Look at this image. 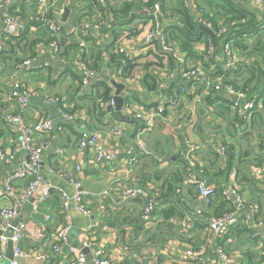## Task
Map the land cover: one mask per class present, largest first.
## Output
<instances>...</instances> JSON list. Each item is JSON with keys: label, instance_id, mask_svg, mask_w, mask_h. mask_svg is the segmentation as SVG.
<instances>
[{"label": "crops", "instance_id": "0c3cea01", "mask_svg": "<svg viewBox=\"0 0 264 264\" xmlns=\"http://www.w3.org/2000/svg\"><path fill=\"white\" fill-rule=\"evenodd\" d=\"M174 1L164 0L168 16L172 9L178 7ZM185 1L188 0L184 2L180 0V4H186ZM50 2L52 7L45 8L44 12L39 8L36 0H13L11 4L10 12L26 22L27 28L21 39L10 38L6 41L0 75V103L7 110L21 113L28 122L35 121L45 111L53 116L55 129L52 134L37 136L34 144L47 143L43 153L42 170L54 184L62 186L68 192L73 191L62 177L55 172H49L50 169H63L75 175L80 179L83 188L94 193L104 190L110 182L116 185L115 179H119L123 185L137 188H144L146 183L152 182L159 194L155 204V212L158 216L161 209L169 205H177L179 215L170 217L164 222L160 215L162 222L148 228L141 219L139 201L123 202L119 199L120 194L117 191L111 192L103 201L90 198L87 200L90 210L88 216L72 211L68 241L59 252L51 254L47 261L31 257L20 258L19 264H63L69 258V246H73V243L77 241L82 244L85 227L91 224L94 225V233L101 243L106 246H111L114 241L136 243L141 246L140 255L152 258L151 264H182L179 256L187 247L202 248L203 260L206 264H215L217 241L206 243L208 235L206 223L210 216L219 212L223 213L226 211L223 208H229L233 202L228 198L231 202L229 204L225 201L226 198L217 197L211 206H207L208 203L204 202L196 190L193 177L220 185L224 193L222 183L225 182L230 189L244 196L247 207H244V202L239 203L242 207L233 204L237 213L241 210L245 213L240 223L252 228L255 236L263 237L264 225L257 228L251 227L254 222L264 220V181L251 175V169L255 166L252 163L255 161L264 163L263 50L255 51L247 56L241 49L234 48L235 43L232 44L239 63L238 67L228 75L229 80L242 85L244 78L249 77L248 68L254 61L259 64L261 70L259 81L252 82L253 85L249 84L250 89L252 86L256 88L253 92L256 105L247 114L240 115L234 107V97L214 90L212 85L208 86L204 80H196L194 77L183 78L177 70L180 66L188 69L200 65L204 74L213 83L216 69L222 66L221 45L206 46L207 43L202 37L199 42L194 43L196 53L187 54V57L174 43L167 42L172 52L163 51L158 39L153 41L151 47L144 45L145 34L158 22L157 18L150 17L152 7H146L148 0H50ZM127 3L134 4L132 5L134 14L130 13L121 19L115 18L114 14L116 12L118 14ZM244 5L256 15V21L262 22L263 26L264 7H257L246 2ZM66 6L70 8V13L66 27L61 26L62 31L74 29L77 31L69 39L61 38L60 52L63 54L60 57L50 52L46 24L36 18L42 12L46 19L58 21ZM118 15L123 16L122 13ZM160 16L165 20V24L169 20L177 21L164 17L162 12ZM85 24H90L91 29L81 35L79 30ZM197 24L194 25V31ZM125 36L130 37V43L127 45L128 56L117 51ZM257 38L261 39L264 45V28L247 37L244 42L251 44ZM72 43L75 46L67 48V44ZM164 53L166 55H163ZM174 54L180 58V62L176 61ZM31 56H37L45 70L17 69L16 65L22 59ZM114 56L121 57L119 62L123 64L128 62L132 65L129 70L125 68L126 75H123V66L116 63ZM80 60H85L89 67L99 74L98 78H90V85L82 94L78 92L82 77L79 68ZM116 69L122 71V77L120 81H117L124 85L121 93L124 103L131 104L136 110L148 108L149 105H155L158 102L156 86L151 88L152 83L148 80L152 76L155 85L162 82L165 94L175 99L176 103L168 108V112L163 116L156 117L152 128L142 135L148 152L139 155L130 173L126 155L122 150L134 145L138 121L132 116H129L130 119L127 121H120L114 116L113 109L109 112L102 111L98 103L102 98L97 96V93L102 92L104 88L108 89L110 98L113 96L115 88L110 80ZM106 76L108 79L105 78ZM102 79L105 82L104 86L96 90V84ZM181 87L185 89L184 93ZM23 91L34 92L26 106H22L19 100ZM51 95L62 99L68 110L77 113L76 117L69 121L59 118L55 108L44 103V99ZM115 121L123 124L121 138L108 134L109 126ZM85 129L100 131L112 147L119 144L118 159L111 163L100 164L95 159L93 150L78 148L77 137L79 132ZM18 140V132L9 127L0 117V148L12 149ZM218 144L226 146V160L220 157ZM228 152H232V155L226 165ZM190 161L193 164L190 165ZM75 164L81 166V171L75 169ZM7 170L8 167L0 163V180ZM204 170L216 176L222 173V176H206ZM244 172L255 180L253 186L245 181L238 182V177H241ZM18 186L24 187L25 184L19 182ZM167 186H173L175 192L176 188L180 189L178 198L174 196L173 191L162 197ZM223 201V206H220ZM5 203H7L6 200H0V205ZM59 204L58 194L52 192L51 198L41 203L36 212H33L30 203L25 204L21 219L43 225L46 233L50 234L54 225L63 221ZM101 204L106 206L105 211L100 210ZM46 213L51 215V221H45ZM255 214L258 216L256 217ZM150 233H155V238L151 241L145 240ZM232 236L229 234L226 242L231 241L227 244L230 249H237L230 252L234 264H254V260L246 262L240 254L245 248L260 250L263 243L259 240L256 244L244 245L241 243L242 237L236 235L232 238ZM20 245L27 250L35 247L27 238L22 239ZM36 245L49 252V244L36 243ZM7 249L8 240L4 244L5 255ZM93 249L88 248V253L91 254ZM131 258L135 261L134 257ZM9 260L10 258L5 256L0 264H9Z\"/></svg>", "mask_w": 264, "mask_h": 264}, {"label": "built area", "instance_id": "2783aa9c", "mask_svg": "<svg viewBox=\"0 0 264 264\" xmlns=\"http://www.w3.org/2000/svg\"><path fill=\"white\" fill-rule=\"evenodd\" d=\"M246 3H250L257 7H264V0H243ZM13 0H0V75L2 68V56L6 48V41L10 38L21 39L26 33V22L19 17H16L10 12V7ZM39 8L44 12L45 8L52 7L50 0H36ZM188 12L197 23L210 28L215 36H221L224 32L222 26L214 29L212 23L208 21L203 13L204 11L197 8L192 1L190 4H186ZM153 17L158 18L161 15V8L158 2H154L150 9ZM41 12L40 16L36 19L44 21L46 28L51 38L48 42L49 50L52 54L58 55L61 51V38H71L72 34L76 33L74 30L62 31L61 26L57 23L56 19H46ZM44 16V17H43ZM91 29L90 24H85L79 30L81 35L86 34ZM162 29L158 28L157 24L150 28L143 38V43L146 47L153 46V41L160 37L161 48L163 51H171V46L166 42V38L162 34ZM130 43V37L125 36L121 40V45L118 46L117 51L129 55L127 45ZM222 49V66L221 73L214 77V82L211 83L210 79L204 74L203 68L198 65L193 68L177 69L183 78L194 77L196 80H204L208 86H211L216 91H221L226 96L234 97V107L236 112L240 115L247 114L252 110L256 103L254 97L248 98L246 92L234 88L231 84L224 83V77L227 72L238 67V58L236 52L232 47V42H223ZM176 61L180 62V58L175 55ZM18 70L23 68H45L42 62L37 56L27 57L21 60L16 65ZM79 68L81 72V79L78 85V92L85 93L90 85V78H98V72L89 67L85 62L79 61ZM122 77L121 69H116L112 75V80L118 82ZM118 80V81H117ZM131 81V79H127ZM156 96L158 102L155 105H149L148 108L142 110H136L131 104L125 102L122 106V112L128 116L134 117L138 121V125L135 129L136 139L134 145L122 150L126 155V163L128 166V172L132 171L134 165L138 161L140 154L147 153L146 143L143 140L142 135L152 128L154 125V119L156 117L163 116L168 112V108L176 105L175 99L169 98L164 94V84L162 82L157 84ZM34 92L23 91L22 96L19 98L22 106L28 104V99ZM17 96V95H16ZM15 96V98H16ZM10 97L12 95L10 94ZM44 103L47 106L55 108L56 114L62 120H72L76 117L75 111H70L64 105L62 99L56 95H51L44 99ZM99 107L102 111H108L113 109L112 97L106 100L100 99ZM0 117L11 128H14L19 134V140L16 142L12 149L0 148V163L8 167L4 177L0 180V200H6L7 203L0 205V262L5 257L4 244L7 240L12 242V258L9 260V264H19L20 258H36L41 261H47L49 256L56 254L60 251L63 245L67 244L68 231L70 229L69 221L71 219L72 211L82 216H88L90 210L87 206V200L90 198H96L99 201H103L111 192L117 191L119 199L123 202L133 200L134 198H142L141 204V219L150 228L157 225L160 222L158 214L155 212L156 198L159 195L155 190L152 182L146 183L144 188L130 187L123 185L119 182V179H115L116 185L110 182L108 186L98 192H90L83 188L82 183L78 177L73 174H69L63 169L53 170L49 172H55L62 177L65 182L73 188L72 192H68L62 186L54 184L49 177L42 170L43 153L47 147V143L40 145L34 144V139L40 135L50 136L55 129V123L53 116L49 112L45 111L40 114L33 122H28L24 119L21 113L7 110L4 105L0 103ZM123 124L120 121H115L109 126V135H113L117 138H121L123 135ZM76 145L80 149L93 150L95 159L100 164L111 163L118 159L120 152V145L110 146L106 142V137L98 130L85 129L79 132L76 140ZM218 153L220 157L226 160L227 150L224 144H218ZM18 161L16 163V158ZM161 160V158H160ZM193 164L192 161L189 162ZM75 169L81 171V166L75 164ZM251 175L259 180L264 181V165L253 166L251 169ZM24 183V187L18 186V183ZM193 182L196 185V190L199 196L205 203H209L215 197L217 185L215 183H208L202 178L193 177ZM237 197L238 203L245 201L244 196L239 195L235 190L231 189ZM52 192L58 194L60 199L59 210L63 216V221L54 225V228L50 234L46 233L45 228L41 224H35L31 221H24L21 219L23 207L25 204L30 203L33 212H36L39 205L51 198ZM176 193H180V189L176 188ZM100 210L105 211L106 206L104 204L99 205ZM45 221H51V215L46 213L44 215ZM237 221V211H224L221 215L210 216L207 220V239L206 243L210 244L214 241L227 240L231 227ZM264 220H258L254 222L251 227L257 228L263 226ZM84 232V239L82 245L87 248H94L90 254V260L92 264H120L128 255L135 258L137 264H151V259L144 255H140L139 252L131 251L130 244L124 242H112L111 246H106L101 243L95 233L94 225H87ZM257 230V229H256ZM10 231V235L7 236L4 233ZM227 235V236H226ZM226 236V237H225ZM29 239L35 247L27 250L23 249L20 245L22 239ZM49 244V252L44 251L36 245ZM69 258L63 264H85L86 254L79 248L69 246L68 249ZM215 264H234L233 259L226 253V251L215 244ZM179 260L183 263L197 262L206 264L203 260L202 248H185L180 256Z\"/></svg>", "mask_w": 264, "mask_h": 264}, {"label": "trees", "instance_id": "16d2710c", "mask_svg": "<svg viewBox=\"0 0 264 264\" xmlns=\"http://www.w3.org/2000/svg\"><path fill=\"white\" fill-rule=\"evenodd\" d=\"M157 1L160 4L161 12H162V15L164 17L173 18V19L177 20V22H179L180 24L183 25V27H181L179 24H176V23L173 24V23L169 22L163 26L162 34L166 38V42H169L170 44L174 43V45L179 47L181 49V51L186 54V57H187V54L189 55V54L196 53V50L194 48V43L199 42L200 39L203 37L204 41H206V43H207L206 46L212 45V46L217 47L219 45H222L223 42L231 41L232 44L235 43L234 48L236 50L241 49L243 54H246L247 56H249L251 53H253L255 51L261 52L263 50L262 63L264 64V45H263V42L261 41V39L257 38L251 44H246L244 42V40L247 37H250L255 32H258L259 30L263 29L264 24L262 26V22L258 23L256 21V15H254L252 11L246 9V6L244 5L243 0H192L194 2V5L197 8H200L204 11V13H203L204 17L212 23V26L214 29H217L220 26L223 27L224 32L222 33V35L218 36V37L215 36L214 38L208 36L207 34H205L203 32H199L196 36L190 34V33L194 32V27H195L194 25H195V23H197V21L193 18V16H191L189 14L186 4H184V3L180 4V0H177V4H176V6H178L177 9H174V10L172 9L171 12L169 13L170 14L169 16L167 15V9L165 7L164 0H148L146 7L151 8L153 6L154 2H157ZM182 1L184 2V0H182ZM132 5H134V4H132V3L131 4H129V3L125 4L124 7L119 11V13H122L123 16H119L118 15L119 13L117 14V12H116L114 14V17L117 19H121V17H124L130 13L134 14L132 11L133 10ZM101 7L102 6H100V8ZM101 10H102V8H101ZM150 17H151V19L153 18L152 15H150ZM61 29L63 30L62 27H61ZM232 38L233 39L235 38V40H232ZM50 39L51 38L49 37V40ZM62 41L65 42L63 39H62ZM72 46H75V45L73 43L67 44V48H71ZM62 54H63V52H59L58 56L61 57ZM163 55H166V53H164ZM98 57H99V55H98ZM169 59H171V58L169 57ZM114 60H116L117 64H121L123 66V68H122L124 70L123 75H126L125 74L126 69L127 70L131 69L132 65L130 63L125 62L123 64V62H119V60H121L120 56H114ZM80 61H82V60H80ZM83 62L86 63L85 60H83ZM231 71L232 70L228 71L226 76L224 77V83L231 84L234 88L245 91L246 96L248 98L254 97L253 92L256 90V88L252 86L250 89L249 84L253 85L255 82L259 81V77L261 75V70H260L259 64L254 61L253 64L251 66H249L248 73L250 75H249V77L244 78V82L242 85H237L233 80H231V79L229 80L228 75L231 73ZM237 72L239 74V71H237ZM220 73H221V68L219 66L216 69V75L220 74ZM145 79L147 81V75L145 76ZM148 80L152 83L151 88H154L155 86L157 88V85H155V81H154L153 76H152V78H148ZM252 82H254V83H252ZM104 84H105L104 80L103 79L100 80L96 84V86H97L96 90H99V87H101L102 85L104 86ZM181 90L183 93L185 92V89L183 87H181ZM164 94H165V91H164ZM165 95L169 96L168 94H165ZM97 96L99 98H102L103 100L110 98V94H109V91L107 88H104L102 92H98ZM263 143H264V140L262 141V147H264ZM231 155H232V152H228V159H227L226 165H228V160L231 158ZM238 159H240V158H238ZM252 164L255 166L264 165V163L261 161H255ZM203 172L205 173L206 176L207 175L216 176L215 174L209 173L205 170ZM218 176H222V173L217 175L216 177H218ZM237 180H238V182L245 181L246 183H248L251 186H253V182H255V180L251 176H248V174H246V172H244L241 177H238ZM162 188L164 190V187H162ZM172 191L174 193V196L177 197L178 193L175 192V189L173 188V186H167L166 192L164 190L162 197L167 196V194L169 192H172ZM217 197L218 198H220V197L226 198L225 201L226 202L228 201L229 204L231 203L219 185L216 188L215 197L212 200H210V202L207 204V206H211ZM133 200H137L142 204V198H140V197L134 198ZM176 201L178 202V199H176ZM223 204H224V201L221 203L220 206H223ZM243 205H244V207H247V204L245 202L243 203ZM223 209H225L226 211H231V210H235L236 207L233 204H231V206H229V208L224 207ZM177 210H178L177 205H169L165 208H162L160 211V215L162 216V221L164 222L165 220H167L170 217L178 216L179 213L177 212ZM243 212L244 211L241 210L240 212L237 213V215H238L237 221L231 227L229 234L233 235L232 238H234L236 235L239 237H242L241 243H244V245H246L248 243L256 244L257 241L260 240L263 243V246L261 247L260 250H250L249 248H245V249H243V251L241 252L240 255L242 256V258L246 262L247 261L252 262L254 260V264H264V254H263V252H264V235H263V237L259 238V237L255 236L256 234L255 235L253 234V233H255V231H253L252 228L250 229L248 226L245 227L246 226L245 224L240 223V220L243 219L245 216V213H243ZM221 214L222 213L219 212V214H216L214 216H218ZM255 216L257 217L258 215L255 214ZM162 221H160L159 223H161ZM239 223L243 227H241V225ZM229 234L227 233L228 237H229ZM155 236H156L155 233H152V234L150 233V235L147 236V238L145 240L151 241L155 238ZM229 242H231V241L226 242L223 239V240L217 242V246L223 248L226 251V253L230 256V255H232L230 252L237 251V249L236 248L230 249L227 245ZM128 244H130L129 246H130L131 251L140 252V249H141L140 245H138L136 243H128ZM244 260H242V261H244ZM120 264H136V262L131 258V256L128 255L123 261L120 262ZM182 264H202V263L189 261V262L182 263Z\"/></svg>", "mask_w": 264, "mask_h": 264}, {"label": "water", "instance_id": "95a60500", "mask_svg": "<svg viewBox=\"0 0 264 264\" xmlns=\"http://www.w3.org/2000/svg\"><path fill=\"white\" fill-rule=\"evenodd\" d=\"M69 13H70V8L68 6H66L63 9L61 18L57 21V23L60 26L66 27L67 18H68ZM157 20H158V28L161 29L165 25L166 22H165V20L162 19L161 16H158ZM169 22H171L173 24L174 23L179 24L181 27H183V25L177 21L169 20L168 23ZM199 32H203L212 38L215 37L214 32L210 28H208L207 26L203 25L202 23H198L195 31L193 33H190V34L191 35H197ZM158 42H161L160 37H158ZM105 78L108 79V76H106ZM110 82L113 85V87L115 88L114 94L112 96L114 116L120 121H127L130 119L129 116L124 115L121 111L122 106L124 104V98L121 95L122 91L124 90V85L122 83L115 82L114 80H110ZM222 184H223V188H224L225 193L227 194L228 198L233 202V204L237 207H242V205L238 203L237 197L234 194V192H232V190L226 185L225 182H223ZM0 234H1V231H0ZM4 234L9 236L10 231L5 232ZM73 246L81 249L84 253H86V264H92L91 260H90V253H88V248L83 247L82 244L78 241L73 243ZM5 256L9 257L10 259L12 258V242L10 240H8V249L6 251Z\"/></svg>", "mask_w": 264, "mask_h": 264}, {"label": "rangeland", "instance_id": "374dc122", "mask_svg": "<svg viewBox=\"0 0 264 264\" xmlns=\"http://www.w3.org/2000/svg\"><path fill=\"white\" fill-rule=\"evenodd\" d=\"M186 2V4L188 5V4H190L192 1L191 0H188V1H185ZM24 5L23 6H25V3H23ZM174 4L176 5L177 4V0H175L174 1Z\"/></svg>", "mask_w": 264, "mask_h": 264}]
</instances>
